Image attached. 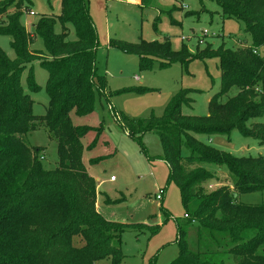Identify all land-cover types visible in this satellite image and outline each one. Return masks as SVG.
Returning <instances> with one entry per match:
<instances>
[{"label":"trees","instance_id":"1","mask_svg":"<svg viewBox=\"0 0 264 264\" xmlns=\"http://www.w3.org/2000/svg\"><path fill=\"white\" fill-rule=\"evenodd\" d=\"M213 1L224 18L244 25L250 46L233 49L222 44L192 56L186 48L173 51L167 40L109 43L137 56L144 69H151L154 60L159 61V68H166L187 66L193 58H217L221 86L208 102V114L184 115L182 108L192 107L191 94L196 92L182 90L161 117L122 115L118 120L135 141L147 133L159 136L168 181L177 186L188 221L211 243L203 251L192 252L179 227V256L171 264H227L232 259L234 264H264V203L245 205L237 200L241 194L264 192V155L233 156L199 138L229 137L239 131L264 146V122L254 121L264 119V59L259 53L264 49V0ZM145 3L147 0H140L141 6ZM29 4V0L0 3V15L6 16L0 36L10 39L14 52L11 59L0 48V264H71L64 263L65 258L72 259V264H123L122 236L143 224L112 222L97 212L94 181L80 161L82 140L95 129L75 126L71 119L72 113L79 117L93 113L96 92L106 95V80L96 72L98 40L88 0H62L59 16L41 17L33 25L43 52L30 50L32 39L21 22ZM34 62L48 73L45 90L49 103L41 117L33 115L34 101L21 83L26 73L28 90L40 91ZM149 91L140 88L118 93ZM39 126L58 144L59 161L53 170L43 168L41 149L32 150L25 141ZM95 143L97 136L91 145ZM206 165L218 169L213 172ZM225 169L229 185L218 184L206 191L204 186L216 181L219 171ZM191 204L196 209L190 215Z\"/></svg>","mask_w":264,"mask_h":264},{"label":"rangeland","instance_id":"2","mask_svg":"<svg viewBox=\"0 0 264 264\" xmlns=\"http://www.w3.org/2000/svg\"><path fill=\"white\" fill-rule=\"evenodd\" d=\"M5 1L0 0V3ZM29 1V8L23 12L21 22L32 39L30 50L43 52V42L34 36L33 25L41 17L59 16L62 0ZM88 9L98 40L96 72L105 78L107 87L106 95L96 92L91 115L79 117L71 114L73 125L89 126L99 131L97 135L95 130H91L82 140L80 161L93 178L97 212L112 222L143 224L123 234V264H171L179 256V227L185 232L190 251H203L211 243L204 233L200 235L195 224L184 217L180 192L174 183L168 181L169 169L163 161L159 136L147 133L135 141L128 137L127 130L118 119L122 115L132 119L161 117L173 97L182 90L196 92L191 94L192 107L184 106L182 113L206 116L208 102L221 86L219 61L217 58H193L187 66L173 64L159 68V61L154 60L151 69H144L140 67L137 56L126 54L109 43L111 40L133 44L141 40H167L173 51L186 48L195 56L209 48L216 50L222 44L233 49L245 44L250 46L251 38L244 32L243 24L224 18L219 5L213 0H147L143 6L135 5L133 0H88ZM29 11L35 15H29ZM5 21L6 16L1 14L0 25ZM60 30L57 26L56 32ZM204 31L208 32V36L200 43L198 37ZM69 39H74L73 34ZM9 41V38L0 36V48L13 59L14 52ZM259 53L264 59V49ZM32 66L40 91L31 93L28 90L26 73L21 83L34 101L33 115L41 117L45 115L49 103L45 90L48 73L39 62H34ZM140 88L150 91L144 94L118 93ZM254 121L264 122V119ZM96 136L97 143L91 145ZM199 138L216 150L233 156L264 155V146H260L255 139L244 137L239 131L232 132L229 137ZM25 141L32 150L41 149L39 158L45 170L58 166L57 141L45 128L29 133ZM206 168L213 172L218 169L213 165H206ZM218 176L216 181L204 186L206 191L214 190L218 184L229 185L226 169L219 171ZM112 177L114 181L110 180ZM159 190H164L162 201L156 199ZM237 200L245 205H260L264 203V192L241 194ZM195 209L196 206L191 204L189 214ZM64 263L72 264L73 260L65 258ZM227 264H234L233 259Z\"/></svg>","mask_w":264,"mask_h":264},{"label":"built area","instance_id":"3","mask_svg":"<svg viewBox=\"0 0 264 264\" xmlns=\"http://www.w3.org/2000/svg\"><path fill=\"white\" fill-rule=\"evenodd\" d=\"M29 15L33 16V15H35V14H34L32 11H29ZM205 36H208V32H207V31H204V32L201 33V35L198 37V41H199L200 43H203V38H204ZM183 40H184V38H183ZM110 180L113 181L114 178L112 177ZM163 195H164V190H159V192H158V194H157V196H156V199L159 200V201H162V199H163ZM184 217H185V218H188V215L185 214Z\"/></svg>","mask_w":264,"mask_h":264},{"label":"crops","instance_id":"4","mask_svg":"<svg viewBox=\"0 0 264 264\" xmlns=\"http://www.w3.org/2000/svg\"><path fill=\"white\" fill-rule=\"evenodd\" d=\"M133 3L135 4V5H139L140 4V0H133ZM114 181V180H113Z\"/></svg>","mask_w":264,"mask_h":264}]
</instances>
